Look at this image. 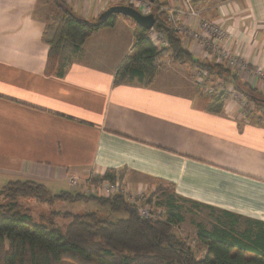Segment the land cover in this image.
<instances>
[{"label":"crops","instance_id":"crops-1","mask_svg":"<svg viewBox=\"0 0 264 264\" xmlns=\"http://www.w3.org/2000/svg\"><path fill=\"white\" fill-rule=\"evenodd\" d=\"M62 1L88 21L124 5ZM195 6L230 34L232 53L264 70V0H199ZM56 14L52 0H0V187L30 181L52 195L83 193L87 179L111 172L128 193L151 196L161 213L173 201L182 220V206L189 205L196 213L219 211L215 221L228 213L264 222V116L258 119L253 106L246 111L247 99L237 90L221 113H209L202 90H244L247 83L264 97L263 84L230 70L234 80L201 74L203 85L196 86L197 70L184 64L185 72L164 71L170 60H163L153 85H116L115 71L135 42L124 16L114 24L121 29L90 33L61 76L46 74L42 36ZM184 45L199 59L191 41ZM71 177L79 178L78 189ZM157 184L166 188L153 193Z\"/></svg>","mask_w":264,"mask_h":264},{"label":"trees","instance_id":"trees-1","mask_svg":"<svg viewBox=\"0 0 264 264\" xmlns=\"http://www.w3.org/2000/svg\"><path fill=\"white\" fill-rule=\"evenodd\" d=\"M52 3L57 14L50 18L42 36L48 45L45 71L61 76L89 34L112 26L119 15H111L99 24L97 19L88 21L75 16L62 0H52ZM123 18L134 27L135 42L115 71L116 85L136 81L141 87H149L157 71L154 62L159 57L186 63L189 71H202L207 79L214 76L225 81L235 79V75L221 64L194 58L162 17L156 16L154 29L164 33L167 48L154 47L147 38V30L129 18ZM243 85L246 89L232 85L233 90L243 93L261 119L264 116L263 95L248 87L247 83ZM206 96V110L212 114L221 113L227 92L215 91ZM114 177L111 172H106L101 177H92V181L100 178L113 180ZM162 189L163 186L157 184L153 193ZM32 198L47 203L54 200L93 201L106 207L110 213L124 216L101 220L95 213L54 212L55 216L69 219L61 231L45 225L42 220H32L21 204L22 199ZM145 201L157 211L152 206L151 196ZM158 213L161 218H140L134 205L127 203L122 195L102 197L82 192L52 195L44 186L34 182H8L0 194V264H63L65 261L70 264H264V222L242 221L224 213L222 215L228 219L211 231L197 225L195 239L206 248L204 255L198 257L186 240L179 239L174 233V228L183 221L174 202L168 203L166 213Z\"/></svg>","mask_w":264,"mask_h":264},{"label":"built area","instance_id":"built-area-1","mask_svg":"<svg viewBox=\"0 0 264 264\" xmlns=\"http://www.w3.org/2000/svg\"><path fill=\"white\" fill-rule=\"evenodd\" d=\"M79 1V0H74ZM140 14H153L163 18L164 23L174 30L176 36L185 44L191 41L198 53L199 59H213L216 63L221 64L229 70L243 71L250 77H253L264 86V70L259 67H249L242 59L232 53L229 49L230 34L214 20L206 19L202 16L201 11L195 6L197 0H127ZM147 38L149 42L156 48H167L168 42L164 33L152 27L149 29ZM202 71H198L194 79V84L202 87L203 80ZM205 77V76H204ZM205 94H211L219 91L217 87L207 85L202 87ZM222 90V89H221ZM227 92L226 98L235 97L233 89H225ZM246 111L252 108V105L243 101ZM70 186L73 189H78L79 181L71 177L69 180ZM82 189L85 194H94L102 197L122 195L123 199L134 205L136 213L140 218H161L158 212H154L150 205L146 203V196L143 193L133 195L125 191L119 183L118 177L113 180L98 179L92 181V178L85 181V186Z\"/></svg>","mask_w":264,"mask_h":264},{"label":"rangeland","instance_id":"rangeland-1","mask_svg":"<svg viewBox=\"0 0 264 264\" xmlns=\"http://www.w3.org/2000/svg\"><path fill=\"white\" fill-rule=\"evenodd\" d=\"M120 2L124 3V6L132 7L131 5L126 3L128 2L127 0H120ZM114 24L115 22L113 23L112 26L120 28L119 26H115ZM112 26H108V27H112ZM133 30H135L134 27ZM163 60L165 61L164 64H166V62H169L170 60V66L165 67L166 70L164 71H168V72L172 71L178 73L185 72V70L183 69L185 68L184 64L186 63L173 62L169 57H159L158 59H156L154 64L157 67V69L159 67H164L163 63H161L163 62ZM182 64L183 66H181ZM154 81L152 82L151 85H153ZM74 178H76L77 181H79V178L77 177ZM163 188L166 187L163 186ZM1 193H2V188L0 187V194ZM138 194L140 193H135L133 195H138ZM21 204H22V208L31 216L34 222H41L40 220H42L45 225H52L53 227L61 231L64 230L66 224L69 222V219H64L61 216H55L54 212H57L58 214L95 213L97 214L98 218L101 220H114L124 216V214L122 213H110L108 209L102 205H98L96 203H91V202H84V201L54 200L53 202L47 203V202H40L32 198V199H22ZM182 208L183 210L181 212L184 219L178 225V227L174 228L175 230L174 233L179 239L181 240L185 239L186 242L192 247V250L195 252V254L198 257L203 256L206 251V248H204L195 239V234H196L195 225L199 223L201 224L202 227L211 231L216 225H219V223L224 222V220L215 221V218L219 217V211L200 209V211L196 213L190 209L191 207L189 205L182 206ZM157 209L158 211H154V212H159V210H162L161 208H157ZM241 223L242 224L238 225L240 228L243 225V222ZM63 264H70V263L65 261L63 262Z\"/></svg>","mask_w":264,"mask_h":264},{"label":"water","instance_id":"water-1","mask_svg":"<svg viewBox=\"0 0 264 264\" xmlns=\"http://www.w3.org/2000/svg\"><path fill=\"white\" fill-rule=\"evenodd\" d=\"M111 15H121L131 19L139 27L149 30L156 22V18L153 14H140L137 10L130 6L116 5L111 6L101 13L97 18V23L101 24L105 22Z\"/></svg>","mask_w":264,"mask_h":264}]
</instances>
